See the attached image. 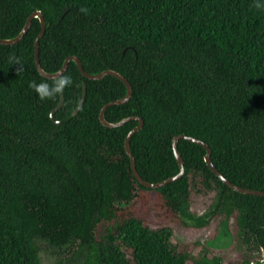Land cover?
Wrapping results in <instances>:
<instances>
[{
	"label": "trees",
	"instance_id": "1",
	"mask_svg": "<svg viewBox=\"0 0 264 264\" xmlns=\"http://www.w3.org/2000/svg\"><path fill=\"white\" fill-rule=\"evenodd\" d=\"M34 11L46 21L39 40L46 72L74 55L88 73L111 69L131 84V98L104 116L143 119L130 139L143 179L179 172L173 138L185 134L208 144L232 183L264 191V8L255 0H0V38L15 37ZM40 30L34 17L19 42L0 43V264H41L38 238L75 246L80 264H221L206 248L192 254L173 244L169 226L147 225L130 208L139 191L155 192L196 226L233 217L238 242L264 254V196L222 182L202 145L178 139L181 178L155 189L138 182L125 150L138 121L110 128L99 120L104 104L125 96L120 79H88L71 60L63 74L71 86L40 99L29 83L57 79L37 69ZM83 82L85 101L74 114ZM60 95L56 123L50 112ZM191 187L215 192L206 214L188 211Z\"/></svg>",
	"mask_w": 264,
	"mask_h": 264
},
{
	"label": "rangeland",
	"instance_id": "2",
	"mask_svg": "<svg viewBox=\"0 0 264 264\" xmlns=\"http://www.w3.org/2000/svg\"><path fill=\"white\" fill-rule=\"evenodd\" d=\"M214 199V191L191 187L188 211L204 215L210 210ZM130 208L152 228L169 226L172 229V243L186 248L192 254H198L206 248L210 255L220 257L221 264H244L245 256H249V264H264L263 253L249 250V246L236 239L233 217L224 222L222 216H216L206 225L196 226L170 211L152 191H139ZM36 244L41 264H80L82 261L83 257L75 246L56 247L41 238L36 239Z\"/></svg>",
	"mask_w": 264,
	"mask_h": 264
},
{
	"label": "water",
	"instance_id": "3",
	"mask_svg": "<svg viewBox=\"0 0 264 264\" xmlns=\"http://www.w3.org/2000/svg\"><path fill=\"white\" fill-rule=\"evenodd\" d=\"M34 17L38 18L40 20V23H41V30H40V32H39V34H38V36H37V38L35 40V62H36L37 69H38L39 73L42 76H44L46 78H49V79L58 78L59 74H64L65 73V71L68 68L69 61L72 60V61H74L77 64V66H78L79 70L81 71V73L83 74V76H85L88 79L98 80V79H102L105 75H113V76L117 77L118 79H120L122 82H124V84L126 86V89H127L125 96H123L122 98L116 99V100H112V101L107 102L106 104H104L102 106L101 110H100V113H99V120H100V122L103 125H105L107 127H110V128H115V127L122 126L127 121H130V120H137L138 121V124L134 128H132L127 134V137L125 139V150H126L128 156L130 158L132 171H133L136 179L138 180V182L140 184H142L143 186H145L147 188L155 189V188H159V187H161V186H163V185H165L167 183L175 181V180H177V179H179V178H181L183 176V174L185 173L184 161H183V158H182L180 152L177 149V141L180 138H185L187 140H190L192 142H195V143H198V144L202 145L206 149V153H205V156H204V159H205L206 163L208 164V166L210 167L212 172H214V174H216L218 176V178L222 182H224L227 186H229L232 190L240 192V193H244V194L264 196V191L263 190H255V189H250V188H244V187H241L239 185H236V184L232 183L230 180H228L226 177H224L216 169L215 165L212 162L211 149L208 146V144L206 142L200 140V139H197V138H194V137H191V136H187L185 134H181V135H178V136L173 138V151H174L175 158H176V160H177V162L179 164V172L176 175H174V176L168 177V178H166L164 180H161V181L155 182V183H151V182H148L145 179H143L140 176V174L138 173L137 169H136L135 159H134V157L132 155V152L130 150V139L133 136V134H135L137 131H139L143 127V125H144L143 119L141 117H139V116H129V117L122 118L121 120H118V121H115V122H109V121H107L105 119V116H104L105 115V110H106V108L108 106L115 105V104H123V103L127 102L131 98V96H132V86L129 83V81L122 74H120V73H118V72H116L114 70H111V69L104 70V71H102L100 73H97V74H90V73H88L87 71L84 70L80 59L77 56H74V55L66 57L64 62H63V64H62V66H61V68L59 70L54 71V72H46L41 67V64H40V61H39V40L43 36V34L45 32V27H46V21H45V19L42 16L40 11H34L28 16L23 28L21 29V31L15 37H13V38H0V43L1 44L11 45V44H15V43L19 42L23 38V36L26 34V32L28 31V29L30 27V24H31V20ZM86 92H87L86 83L83 82V84H82V97H81L80 103L78 104L77 108L74 111V114H77V112L79 111V109L83 105V103L85 101V97H86ZM63 103H64V96L60 95V100H59L58 105L54 109H52L51 112H50L51 120L56 122V123H58L59 121L55 120L54 114H55L56 111H58L63 106Z\"/></svg>",
	"mask_w": 264,
	"mask_h": 264
},
{
	"label": "clouds",
	"instance_id": "4",
	"mask_svg": "<svg viewBox=\"0 0 264 264\" xmlns=\"http://www.w3.org/2000/svg\"><path fill=\"white\" fill-rule=\"evenodd\" d=\"M255 6L257 9L264 8V0H255ZM81 12L87 13L86 8H81ZM72 77L69 75H63L59 74L58 78L55 79L51 84L48 82H36V81H31L29 83V87L33 89V91L38 95L40 99H45L52 97L56 94L63 93L64 89L66 87L71 86L72 84Z\"/></svg>",
	"mask_w": 264,
	"mask_h": 264
},
{
	"label": "built area",
	"instance_id": "5",
	"mask_svg": "<svg viewBox=\"0 0 264 264\" xmlns=\"http://www.w3.org/2000/svg\"><path fill=\"white\" fill-rule=\"evenodd\" d=\"M254 264H256V263H254Z\"/></svg>",
	"mask_w": 264,
	"mask_h": 264
}]
</instances>
